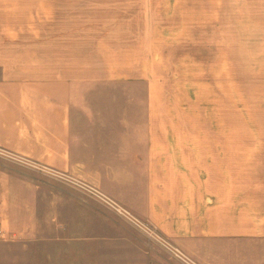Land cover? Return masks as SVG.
I'll return each mask as SVG.
<instances>
[{"label":"crops","instance_id":"obj_1","mask_svg":"<svg viewBox=\"0 0 264 264\" xmlns=\"http://www.w3.org/2000/svg\"><path fill=\"white\" fill-rule=\"evenodd\" d=\"M17 4L0 0V247L45 226V264H264V143L222 124L203 143L156 141L150 96L98 88L145 78L102 77L93 48L70 52L84 31L38 37L6 17Z\"/></svg>","mask_w":264,"mask_h":264},{"label":"rangeland","instance_id":"obj_2","mask_svg":"<svg viewBox=\"0 0 264 264\" xmlns=\"http://www.w3.org/2000/svg\"><path fill=\"white\" fill-rule=\"evenodd\" d=\"M13 1L22 9L6 17L30 23L38 37L61 22L84 31L85 44L69 45L70 52L83 56L84 49L87 58L93 48L92 56L103 59L102 77L145 78L98 88L118 98L150 96L156 141L203 143L222 124L230 142L264 143V0H36L35 11L27 0ZM102 31L105 39L95 42L92 34ZM102 49L110 68L133 70H105ZM31 238L37 241L2 245L0 264H45V226Z\"/></svg>","mask_w":264,"mask_h":264},{"label":"built area","instance_id":"obj_3","mask_svg":"<svg viewBox=\"0 0 264 264\" xmlns=\"http://www.w3.org/2000/svg\"><path fill=\"white\" fill-rule=\"evenodd\" d=\"M26 162H28L27 160H26ZM29 163H32V162H30L29 161ZM32 165H35L34 163H32ZM36 166V165H35ZM52 173H54L55 175H57L58 177H60V178H62V179H66L67 178V176L66 175H64V174H61V173H59V172H53L52 171ZM85 188L87 189V190H89V191H91V192H93V193H95V194H97V196H98V192H97V190L96 189H94V188H92V187H90V186H85ZM149 230V231H148ZM146 231L147 232H149L150 233V235H152V236H154V237H157L158 238V235L156 234V232L155 231H153V230H151V229H146ZM176 253V252H175Z\"/></svg>","mask_w":264,"mask_h":264},{"label":"bare ground","instance_id":"obj_4","mask_svg":"<svg viewBox=\"0 0 264 264\" xmlns=\"http://www.w3.org/2000/svg\"><path fill=\"white\" fill-rule=\"evenodd\" d=\"M125 211V210H124Z\"/></svg>","mask_w":264,"mask_h":264}]
</instances>
